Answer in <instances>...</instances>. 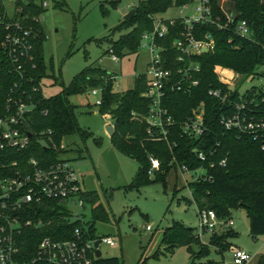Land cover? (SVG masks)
Masks as SVG:
<instances>
[{
    "label": "built area",
    "instance_id": "built-area-1",
    "mask_svg": "<svg viewBox=\"0 0 264 264\" xmlns=\"http://www.w3.org/2000/svg\"><path fill=\"white\" fill-rule=\"evenodd\" d=\"M218 1L185 0L173 5L177 14L167 17L154 14L151 28L142 31L138 37V47L146 48L148 54L144 71L138 75L143 79L139 96L145 100L146 107L145 113L132 116L143 120L146 138L163 142L169 151L177 146L176 141L169 139L175 127H178L179 135L188 139H198L207 131L202 101L189 106L178 125L167 106L171 95L190 96L198 85L196 58L212 50L214 44L212 35L201 32L200 26L227 30L232 25L234 35L248 38L250 34L246 21L234 19L233 12H222V19L216 15ZM34 2L40 8L37 14H29V0H0V57L6 63L7 77L12 79L0 102V264H94L99 244L113 247L115 239L108 235L89 236L81 225L75 226L68 238L44 236L32 241L34 247L23 248L24 238L31 242L25 234L27 228L37 230L50 222V219L43 221L30 217L36 205L52 201L58 206L57 211L69 219L67 206L82 207L84 203V191L75 168L58 156L64 151L61 140L55 143L48 129L36 132L30 127L35 108L33 95L40 91V81L44 77L37 73L34 44L39 34H43L39 18L47 6L45 0ZM187 8L188 12L182 14ZM107 53L111 61L118 62V56L111 49ZM215 68L213 72L225 89L208 88L206 96L224 105L216 118L218 125L224 131L234 132L236 137L249 138L264 155V75L249 76L259 77L262 84L240 92L237 84L244 78L242 75L236 82L231 78L221 79V71ZM263 71L260 67L259 72ZM115 78L113 74L112 80ZM88 92L98 96L94 102L98 106L102 89L91 88ZM194 155L205 163V152L197 150ZM147 160V175L150 176L157 170L159 162L151 154H147ZM225 162L223 156L216 162L210 160L205 166L200 164L188 169L171 158V164L179 170L183 182L187 175L195 182L210 180L207 167H223ZM196 215L198 233L202 230L215 232L231 225L230 219L219 220L211 209L197 210ZM144 229L151 227L145 225ZM95 240H98L96 246L93 245ZM251 258L250 253L232 248L229 261L222 264H246Z\"/></svg>",
    "mask_w": 264,
    "mask_h": 264
},
{
    "label": "trees",
    "instance_id": "trees-1",
    "mask_svg": "<svg viewBox=\"0 0 264 264\" xmlns=\"http://www.w3.org/2000/svg\"><path fill=\"white\" fill-rule=\"evenodd\" d=\"M119 0H109V7L113 8ZM185 0H135L134 14L130 20L121 19L115 25L110 34L120 32L124 28H131L120 34L116 41H110L111 46L107 49L117 50L123 47L124 54L134 53L138 48L139 34L151 28V17L156 13L164 12L168 7L178 5ZM101 6V5H100ZM29 14H37L40 8L34 0H29ZM232 12L234 19H244L250 30L248 38H240L233 34L231 26L227 30H221L209 25H201V32H209L213 37V48L200 54L196 60L199 65L197 87L190 96L171 95L168 98V109L172 114L175 124L178 125L188 107L200 101L204 105V123L207 126L206 133L198 139H188L178 134V127L173 129L169 139L177 142L176 148L171 151L160 141H152L146 138L143 120L133 117L132 114L145 113L146 102L139 96L143 89L142 76L134 79L133 86L122 92L112 91L113 73L101 68L98 64H89L75 74L61 91L49 97L42 96L41 92L33 95L35 108L31 116V129L33 131L50 130L51 137L56 143L62 137L77 131L81 137L84 133L76 125L73 105L69 104L66 96L70 94L84 93L91 88L100 87L101 102L98 105L100 114H109L114 120L113 133L109 137V143L119 153L133 158L137 167L127 188L136 189L148 183V160L147 154L157 158L159 166L153 173L152 181H161L166 172L174 167L175 163L184 164L188 169L210 160L216 162L225 156L226 162L223 167H207L206 173L210 180L193 181L190 183V199L196 210L211 209L220 216L228 215L232 208L243 207L246 211L248 234L251 237L262 236L264 244V155L258 145L246 137H236L232 131H224L217 123V116L223 111V106L217 99L206 96L208 88L221 87L213 67L218 65L247 78L251 75H264L259 68H264V0H232ZM101 13L105 15L107 9L101 7ZM216 15L223 18V14L215 7ZM109 35L107 37H109ZM44 34L40 33L34 44V54L37 62V73L45 76L46 63L41 55V43ZM229 39V42L227 41ZM120 46V47H119ZM113 52V53H114ZM12 79L6 75V63L0 57V102L8 92ZM94 143L99 140L93 138ZM36 146V145H35ZM37 151L38 148H32ZM40 150V149H39ZM201 150L206 153L205 163L199 161L194 152ZM209 151H212L209 154ZM170 162V164H169ZM150 180V179H149ZM151 181V180H150ZM164 187V185H163ZM82 198L93 206L92 210L99 218L104 217V212L96 204V195L93 192H84ZM189 201L186 200V203ZM235 206V207H234ZM97 209V210H96ZM58 206L54 202H42L35 206L34 213L30 214L33 219L41 218L50 222L37 230L27 228L25 234L31 238H24L23 248L28 250L34 247L32 241L41 237L50 236L53 239L68 238L75 226H80L76 219H65L66 214H60ZM226 218V217H225ZM86 234L94 236V228L91 223L87 224ZM234 236L230 228L213 232L207 244L199 240V236L193 233L192 228L173 222L162 231L160 243L167 250L175 246L183 245L191 257L195 251L191 249L194 244L202 249L200 255L209 252L211 247L215 252L221 253L229 243L227 238ZM197 253V252H196ZM198 257V256H197ZM193 258L189 264H198ZM94 264H119L116 257L101 258ZM255 264H264V252L260 253Z\"/></svg>",
    "mask_w": 264,
    "mask_h": 264
},
{
    "label": "rangeland",
    "instance_id": "rangeland-1",
    "mask_svg": "<svg viewBox=\"0 0 264 264\" xmlns=\"http://www.w3.org/2000/svg\"><path fill=\"white\" fill-rule=\"evenodd\" d=\"M45 1L47 6L39 18L44 34L41 55L46 63L45 76L40 81L42 96L57 94L79 70L92 63L116 75L111 85L112 91L122 92L133 86L135 77L144 71L148 58L146 48L138 47L129 54H124L126 51L123 47L119 48L117 63L110 60L107 49L111 46L110 41H116L120 34L131 28L128 26L109 35L123 15L133 9L135 0H119L113 8L109 7V0ZM217 5L221 13L232 12V0H219ZM101 7L107 9L105 15L101 13ZM187 12L188 8L182 10V14ZM172 14H177L173 6L161 13L164 17ZM215 67L221 71V79L231 78L236 82L241 76L230 69ZM262 82L259 77L248 76L240 79L237 90L242 92ZM88 91L66 96L68 103L73 105L76 125L84 137L77 131L62 137L64 151L58 156L68 160L75 168L81 189L93 192L96 204L104 212L103 218L97 217L93 206L85 201L82 207L67 206L69 221L77 219L84 229L92 221L96 236L108 235L115 239L116 245L113 247L99 244L101 258L116 257L119 264H189L193 258L198 264H222L229 261L232 248H240L252 256L246 264H255L258 255L264 252L263 237L253 238L248 234L243 207L230 209L228 215H217L219 220L230 219L231 225L227 228L234 233L225 242L230 246L221 253L208 247L209 252L199 256L202 249L192 244L190 247L195 254L192 253L190 257L183 245L175 246L172 250L164 248L160 243L162 231L173 222L192 228L204 244L213 233L197 231V210L189 194L193 181L187 175L183 182L179 170L172 167L164 176V184L158 180L152 181L153 175H150L151 181L148 179V183L136 189L127 188L137 162L111 146L104 125L112 119L109 114L98 112V106L94 104L98 96ZM93 138L98 139L99 143L95 144ZM186 200L189 202L186 203ZM145 225L151 229L145 230ZM227 228L223 227L222 230ZM215 232L218 234L220 230Z\"/></svg>",
    "mask_w": 264,
    "mask_h": 264
},
{
    "label": "water",
    "instance_id": "water-1",
    "mask_svg": "<svg viewBox=\"0 0 264 264\" xmlns=\"http://www.w3.org/2000/svg\"><path fill=\"white\" fill-rule=\"evenodd\" d=\"M133 14H134V9H130L123 15V19L130 20ZM113 124H114V120H111L106 126H104V130L106 134L108 135V137H110L113 133ZM97 243H98V240H95L93 242V245L96 246ZM95 256H97V259H101V257L99 256L98 250H95Z\"/></svg>",
    "mask_w": 264,
    "mask_h": 264
},
{
    "label": "crops",
    "instance_id": "crops-1",
    "mask_svg": "<svg viewBox=\"0 0 264 264\" xmlns=\"http://www.w3.org/2000/svg\"><path fill=\"white\" fill-rule=\"evenodd\" d=\"M104 126H106V125H104ZM257 259V258H256Z\"/></svg>",
    "mask_w": 264,
    "mask_h": 264
}]
</instances>
